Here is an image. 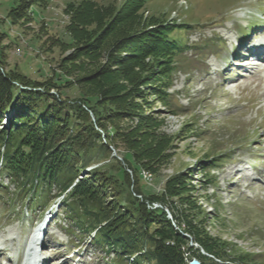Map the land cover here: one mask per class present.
<instances>
[{"label": "rangeland", "instance_id": "374dc122", "mask_svg": "<svg viewBox=\"0 0 264 264\" xmlns=\"http://www.w3.org/2000/svg\"><path fill=\"white\" fill-rule=\"evenodd\" d=\"M84 1L28 4L24 16L18 0H0V55L5 71L19 72L39 82H56L59 91H51L56 98L80 100L86 93L94 103L108 109L117 107L120 112L109 114L108 128L112 124L119 130H135L133 145L140 149L144 141L151 140L150 145L156 142L149 133L170 137L172 144L162 145L164 158L155 163L157 173L141 169L138 178L125 162V153L119 154L109 144L89 110L94 127L101 134V146L106 148L103 159L98 158L85 171L100 169L118 179L122 172L117 165H122L129 174L125 193L149 210H164L172 227L180 231L168 205L148 198L166 193L171 184L177 195L170 200L183 208L186 205L181 199L190 203L199 215L195 224L206 226L216 243H226L261 260L255 263L264 264V63L252 59L243 62V53L249 46L264 45V28H258L264 24V0H142L140 6L134 0H90L96 5L90 11L91 17L87 15L88 25L75 38L70 30L71 14ZM162 26L172 29L170 39L180 47L168 60L171 66L164 65L166 71H172L167 90L170 106L152 96L154 78L138 84V91L134 89L131 77L139 72L143 76V70L135 66L131 77H122L120 70L126 63H134L129 57L136 52H115L130 33L151 35ZM89 43H97L99 50L94 54L86 51L84 47ZM233 57L242 66L231 65ZM150 63V71L159 72L163 62L157 65L156 59L148 55L146 64ZM251 64L254 66L249 67ZM102 70L108 72L109 87L121 88V96L101 97L93 91L95 76ZM130 110L137 116L131 117ZM9 118L10 113L2 124L8 125ZM141 120L143 124L136 130ZM83 176L84 173L79 177ZM0 180L9 184L7 177L0 176ZM11 189L14 193L13 186ZM63 197L47 207L54 219L39 252L41 261L157 264L156 259L139 258L147 253V246L140 255L129 257H117L108 246L100 247L93 242L95 232L86 233L69 223L61 209ZM11 198L12 194L0 189V242L5 241L8 250L7 254H0V264H17L18 259L25 258V243L40 215L23 207V203L10 204ZM184 236L188 238V264L195 259L201 263L198 255L219 264H243L218 261L190 235ZM69 254L75 259H67Z\"/></svg>", "mask_w": 264, "mask_h": 264}, {"label": "trees", "instance_id": "16d2710c", "mask_svg": "<svg viewBox=\"0 0 264 264\" xmlns=\"http://www.w3.org/2000/svg\"><path fill=\"white\" fill-rule=\"evenodd\" d=\"M18 1L24 16L28 13V4L45 2ZM134 1L139 6L143 2ZM95 5L94 2L86 0L73 8L70 30L75 38L77 32L88 25L87 15L91 17L90 11ZM171 32L172 29L168 26L159 27L151 35L132 32L124 37V43L119 44L115 51L118 53L123 49H130L136 52L131 55L133 57H129L134 63H126L120 70L122 77H131V68L135 66L143 70V76L139 72L131 77L134 89L138 91V84L142 81L147 83L154 78L155 84L150 89L154 92L152 96L158 97L167 106H170L167 90L172 71H166L164 65L171 66V61L168 60L180 50L171 41ZM97 46V43H89L84 49L94 54L99 50ZM148 55L152 60L156 59L157 65L163 62L159 72L150 71L152 64H146ZM149 73L151 75L148 76ZM107 77L108 72L102 70L97 73L93 91L101 97L121 96V88L109 87ZM56 89H60L56 82H39L19 72H6L3 57L0 55V176L9 180L8 185L0 180V189L12 194L10 204L23 203V207L31 208L33 213L42 214L53 201L63 197L65 193L61 209L65 210L69 223L86 233L95 232L93 242L102 248L108 246L117 257L140 255L147 246V253L139 257L143 261L148 257L150 261L156 259L157 264H188L185 252L188 238L184 236L188 234L209 256L218 261H239L243 264L261 262L253 259V255L228 247L226 243H216L207 232L206 226L198 227L202 223L198 226L195 224L199 215L190 203L181 199L186 205L183 208L170 200L177 195L173 194L171 184L167 186L166 193L148 198L150 201L168 205L180 231L172 227L164 210H149L144 203L125 193L124 186L127 185L129 174L122 165H117L119 172H122L119 180L100 169L86 173L85 170L94 162L103 159L104 147L106 148L101 146V134L95 129L89 110L94 113L96 124L105 132L109 144L119 154L125 153V162L133 168L138 178L141 169L152 174L157 173L155 163L164 158L162 152L165 150L162 145L172 144L171 138L157 132L149 133L148 136L152 139L155 137L156 142L150 145L151 140L144 141L140 149V146L133 145L135 130H119L111 122L112 128H108V116L120 112L117 107L108 109L106 105L94 103L86 93L80 100L56 98L51 94ZM9 113L8 125L2 124ZM128 114L131 117L137 116L132 110ZM142 124L141 120L136 125V130ZM83 173L85 176L79 177ZM75 179L78 181L74 184ZM187 206L191 208L187 209ZM198 257L201 264H219L212 258L202 255Z\"/></svg>", "mask_w": 264, "mask_h": 264}, {"label": "bare ground", "instance_id": "6f19581e", "mask_svg": "<svg viewBox=\"0 0 264 264\" xmlns=\"http://www.w3.org/2000/svg\"><path fill=\"white\" fill-rule=\"evenodd\" d=\"M260 53H264V49H263V50H260ZM244 61H246V60H244ZM246 62H247V61H246ZM244 64H246V63H244ZM244 64H243V65H244ZM5 251H6V249H1V250H0V254H1V255L5 254V253H6ZM2 252H3V253H2Z\"/></svg>", "mask_w": 264, "mask_h": 264}, {"label": "water", "instance_id": "95a60500", "mask_svg": "<svg viewBox=\"0 0 264 264\" xmlns=\"http://www.w3.org/2000/svg\"><path fill=\"white\" fill-rule=\"evenodd\" d=\"M191 264H201L198 260H193L192 262H191Z\"/></svg>", "mask_w": 264, "mask_h": 264}]
</instances>
